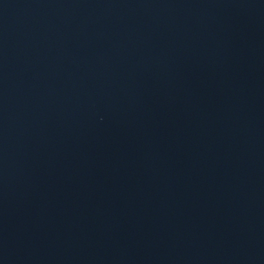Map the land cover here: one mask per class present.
Returning a JSON list of instances; mask_svg holds the SVG:
<instances>
[{"label":"water","instance_id":"95a60500","mask_svg":"<svg viewBox=\"0 0 264 264\" xmlns=\"http://www.w3.org/2000/svg\"><path fill=\"white\" fill-rule=\"evenodd\" d=\"M0 264H264V0H0Z\"/></svg>","mask_w":264,"mask_h":264}]
</instances>
